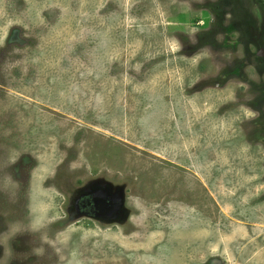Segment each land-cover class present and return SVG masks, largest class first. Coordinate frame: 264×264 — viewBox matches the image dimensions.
I'll return each instance as SVG.
<instances>
[{"label": "rangeland", "instance_id": "rangeland-1", "mask_svg": "<svg viewBox=\"0 0 264 264\" xmlns=\"http://www.w3.org/2000/svg\"><path fill=\"white\" fill-rule=\"evenodd\" d=\"M99 185L119 221L76 211ZM0 235V264H264V0H0Z\"/></svg>", "mask_w": 264, "mask_h": 264}, {"label": "flooded vegetation", "instance_id": "flooded-vegetation-1", "mask_svg": "<svg viewBox=\"0 0 264 264\" xmlns=\"http://www.w3.org/2000/svg\"><path fill=\"white\" fill-rule=\"evenodd\" d=\"M81 215L104 221H116L124 217V202L121 193H112L108 187L86 189L75 202ZM65 222L66 220H62ZM1 236V235H0Z\"/></svg>", "mask_w": 264, "mask_h": 264}]
</instances>
